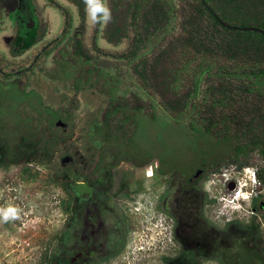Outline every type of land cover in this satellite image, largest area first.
<instances>
[{"label": "trees", "instance_id": "obj_1", "mask_svg": "<svg viewBox=\"0 0 264 264\" xmlns=\"http://www.w3.org/2000/svg\"><path fill=\"white\" fill-rule=\"evenodd\" d=\"M108 5L112 21L106 28L92 26L88 41L80 30L65 35L67 25L31 64L13 69L8 58L0 62V169L16 166L25 181L35 177L59 186L66 193L60 207L71 221L80 223L84 207L93 208V219L98 215L106 237L121 247L123 235L112 226L121 228L123 217L109 199L126 195L133 177L121 171L114 188V169L120 162L136 168L154 161L169 187L161 198L168 199L174 179L180 194L192 199L196 192L199 201L181 203L174 225L188 231L191 224L192 238L207 243V257L219 264H264L261 218L218 229L200 213L201 187L191 189L199 169L202 177L229 162L242 168L252 152L264 163V34L231 27L264 30V0H108ZM25 29L16 18L9 59L45 35L39 23ZM101 31L127 46L112 52L97 48L92 55L88 47H96ZM48 46L53 59L32 71ZM46 79L59 88L43 91ZM85 91L94 92L98 103L87 112L81 135L71 140L77 95ZM159 125L168 134L152 133ZM56 155L68 160L59 164ZM255 172L264 182V165ZM182 231L177 240L189 238ZM202 250L188 246L164 259L200 264L195 257ZM56 256L62 257L57 264H71L64 251L50 254Z\"/></svg>", "mask_w": 264, "mask_h": 264}, {"label": "rangeland", "instance_id": "obj_2", "mask_svg": "<svg viewBox=\"0 0 264 264\" xmlns=\"http://www.w3.org/2000/svg\"><path fill=\"white\" fill-rule=\"evenodd\" d=\"M54 1L52 3L53 0H0V62H6L5 58H8L10 61L8 67L13 69L31 64L36 52H40L52 37H56L60 33V28L63 29L67 25L68 30L65 35H68L71 30H79L82 27L81 32L86 35V40L90 39L92 25L85 22V12L81 15L82 22L77 21V16L74 18V13L83 4L82 0L79 3L72 0ZM15 7L17 10L32 14L35 18H48L50 32L46 37L37 40L23 55L15 57L16 59H9L11 57L9 44L14 37L10 34L11 31L9 33V30L14 28L15 18H18V13L14 17ZM74 24L76 28H72ZM100 34L105 37L103 31ZM51 46H48V49L36 60L32 71L42 65L48 66L49 61L53 59L50 54L54 48ZM95 46L88 47L92 55L95 54L97 48L103 52L120 51L127 46V41L122 39L121 42H115L97 36ZM5 67L7 66L5 65ZM46 82L47 84L43 85V91L56 89L57 85L50 79H46ZM77 97L80 103L76 111V124L71 140L81 135V127L87 112L91 111L98 103V96L92 91H85L78 94ZM152 133L160 136L162 133L168 134V131L159 125L152 129ZM56 158H58L59 164H64L68 160V157L60 159L58 155ZM244 163L248 164L250 171H256L257 168L264 165L256 152H252L245 158ZM241 165L243 164L234 162L222 164L216 170L205 173L196 183L197 187H201L200 192L204 196L202 208L197 210H200V213L218 229L224 228L225 224L231 221H237L241 225L246 224L252 216L261 218L264 224V182L257 180L253 190L247 185L246 193H252L250 200L247 201L242 198L235 200L233 191L230 192L231 177L236 182L237 188L243 185V181L246 179L244 173L247 168L244 167L247 166L241 168ZM38 169L46 171L42 166H38ZM230 170L233 171L231 175ZM237 170L241 173L234 174ZM121 171L131 172L130 176L133 179L130 181L128 189L125 190L126 195H113L109 199V203L123 217L121 222L124 223L121 228L118 224L112 226L113 229H118L117 232L120 236L123 235L122 246H115L113 256H108L105 262L95 263L166 264L164 257L171 258L180 252L176 237L173 240L172 219L163 209L164 199L160 197L168 187V183L156 173L154 161L144 167L136 168H131L127 163L120 162L114 169V188ZM226 174L228 179H225ZM178 186L179 183L174 179V192L171 191L166 199V204L168 210L180 214L182 211V208H179L180 204L185 200L190 204L199 200L196 192L191 193L194 197L192 199L189 195L188 198L186 195L180 194ZM242 188L244 189V187ZM64 198H66V193L50 181L35 177H29V180L25 181L16 166L0 169V206L12 204L21 210L19 219L8 222L0 221V264H57L58 261H62V257L51 258L50 254L62 251L68 248V245L75 247L74 240L81 236L80 225L78 226L80 223L87 228L89 234L92 231L95 232L92 239L97 236L98 238L106 237L105 225L100 217L98 215H95L94 219L92 217L93 208L84 207L78 217L81 222L77 223L76 219L73 222L70 214L63 212L60 207V201ZM211 198L215 199L210 202ZM253 205L256 210L253 209ZM116 218L118 219V216ZM92 219L94 221H91ZM191 228L190 224L188 230ZM262 228L264 230V226ZM63 234L65 236L60 239ZM62 240H67V242ZM64 253V258L69 259V255H66L65 251ZM200 264H219V262L213 257H206L200 261Z\"/></svg>", "mask_w": 264, "mask_h": 264}, {"label": "flooded vegetation", "instance_id": "obj_3", "mask_svg": "<svg viewBox=\"0 0 264 264\" xmlns=\"http://www.w3.org/2000/svg\"><path fill=\"white\" fill-rule=\"evenodd\" d=\"M124 163H126V162H124ZM129 166L132 168L131 165H129ZM200 175H201V169L198 170L197 176H194V178L196 180L198 178V180L196 182H194V185H192L191 189L195 188L196 183L201 178ZM232 181H234V180H232ZM231 185H232V188L234 189L236 186V182L234 181V183ZM172 188H173L172 190L174 192V181H172ZM163 199H164L163 200V209L166 211V213H168L169 218L172 219V222H173L172 232H173V240H174L175 237L181 235L180 231H182V230H179L178 227L174 225L175 224L174 211L172 210L173 214L169 213V211L166 209V207H168L166 204V199L165 198H163ZM79 225H80L79 233H81V236L74 240V242H75L74 246L75 247L73 248V247H71V245H68V248L62 250V251H65L67 254H69V261L71 264H89V263L96 264L98 262H105L107 260L108 256L109 257L113 256L112 254H114V252H115L114 251L115 246H120V244H118V241L115 239H109L107 237H104V238L99 237L98 238V236L96 238L92 239L95 232L92 231V233L89 234L86 227H84L81 223L78 224V226ZM191 231H193V228H191L188 231H186V230L182 231V234L189 236V238L185 239L184 241H182L180 239H178V240L176 239L178 242L177 246H178V248H180V252L185 251V247H188V246L190 248L192 246H197V247H200V249L202 247L203 250L201 251V255L199 253L198 256H196L197 258L195 257V259H197L198 261H201L202 259L204 260L207 257V255L210 254L207 243H202V241L192 238L194 233H192ZM77 237H78V235H77ZM62 241L67 242V240H62ZM172 257L174 259V256H172ZM186 261H188V260H186Z\"/></svg>", "mask_w": 264, "mask_h": 264}, {"label": "clouds", "instance_id": "obj_4", "mask_svg": "<svg viewBox=\"0 0 264 264\" xmlns=\"http://www.w3.org/2000/svg\"><path fill=\"white\" fill-rule=\"evenodd\" d=\"M84 4L85 22L92 26L97 24L101 25L102 28H106L107 25L112 21V12L108 5V0H82ZM244 175H246L243 185H240L235 191L234 199L250 200L252 193H246L247 185L250 189H254L257 183V176L254 170H248L249 167H244ZM248 171V172H247ZM225 179H228L226 174ZM244 187V189L242 188ZM20 209L12 204L6 206H0V221L8 222L10 220H16L20 218Z\"/></svg>", "mask_w": 264, "mask_h": 264}, {"label": "crops", "instance_id": "obj_5", "mask_svg": "<svg viewBox=\"0 0 264 264\" xmlns=\"http://www.w3.org/2000/svg\"><path fill=\"white\" fill-rule=\"evenodd\" d=\"M73 2H77V3H79V2H81V0H72ZM52 3H54V1L52 2ZM60 7V6H59ZM80 7H82V9H80ZM79 8H78V10H77V12H75L74 13V18H76L75 16H77V21L78 20H80L79 22H82V16L81 15H83L84 14V7H83V4H82V6H80ZM18 11H20V12H18ZM23 11V10H22ZM21 10H17V8L15 7V9H14V14H15V16L14 17H16L17 16V13H18V18H20V22H21V27H22V19H24V18H26L28 15H32V14H30V13H26V12H22ZM80 16V18H78ZM82 17V18H81ZM76 20V19H75ZM15 21H16V18H15ZM38 23L39 24H41V25H43L44 26V29H45V35L42 37V38H44V37H46L48 34H49V32H50V23H49V20H48V18H43V19H40V18H37L36 17V26L38 25ZM72 28H76V25L74 24L73 25V27ZM14 28L12 29V30H9V33H10V31H11V35H13L14 34ZM77 30V29H76ZM79 30L81 31L82 30V27L81 28H79ZM78 30V31H79ZM100 38L101 39H105V37L104 36H102V35H100ZM121 40L122 39H119L118 41H115V42H121ZM114 41V40H113ZM125 41V40H124Z\"/></svg>", "mask_w": 264, "mask_h": 264}, {"label": "water", "instance_id": "obj_6", "mask_svg": "<svg viewBox=\"0 0 264 264\" xmlns=\"http://www.w3.org/2000/svg\"><path fill=\"white\" fill-rule=\"evenodd\" d=\"M219 21L225 25V26H229L228 24H226L225 22H223L221 19H219ZM26 27L30 28V29H34L36 27V18L34 16H27L26 18L22 19V28H23V32L26 31ZM233 28H241V29H250V30H256V31H259L261 32L262 34H264V30L259 28V27H237V26H231ZM57 125H60V126H65L64 123L60 122V121H57L56 123ZM198 174V171L194 173V176H197ZM232 186H230L231 188Z\"/></svg>", "mask_w": 264, "mask_h": 264}, {"label": "bare ground", "instance_id": "obj_7", "mask_svg": "<svg viewBox=\"0 0 264 264\" xmlns=\"http://www.w3.org/2000/svg\"><path fill=\"white\" fill-rule=\"evenodd\" d=\"M238 173L240 174L241 172L239 171V172H236V173H234V174H238ZM230 175H231V174H230ZM233 183H234V181H231V184H233ZM231 186H232V185H231ZM236 186H237V185H236ZM236 186H235L234 189H231L232 187L230 188V192L233 191V198L235 197L234 194H235V191L237 190V187H236ZM235 200H236V199H235Z\"/></svg>", "mask_w": 264, "mask_h": 264}, {"label": "built area", "instance_id": "obj_8", "mask_svg": "<svg viewBox=\"0 0 264 264\" xmlns=\"http://www.w3.org/2000/svg\"><path fill=\"white\" fill-rule=\"evenodd\" d=\"M262 226H264L263 222H262Z\"/></svg>", "mask_w": 264, "mask_h": 264}]
</instances>
